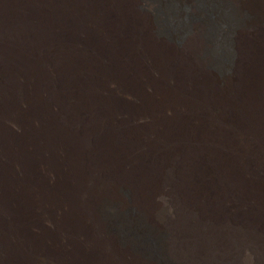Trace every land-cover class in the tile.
<instances>
[{"label":"bare ground","instance_id":"1","mask_svg":"<svg viewBox=\"0 0 264 264\" xmlns=\"http://www.w3.org/2000/svg\"><path fill=\"white\" fill-rule=\"evenodd\" d=\"M218 1L224 72L153 0H0V264H158L141 224L170 264H264V16Z\"/></svg>","mask_w":264,"mask_h":264},{"label":"rangeland","instance_id":"2","mask_svg":"<svg viewBox=\"0 0 264 264\" xmlns=\"http://www.w3.org/2000/svg\"><path fill=\"white\" fill-rule=\"evenodd\" d=\"M153 2L155 3L154 19L161 23L166 34L182 35L191 22L198 23L203 29L204 41L208 44L206 53L212 57L215 68L221 72L227 69L230 55V43L227 37L237 24L232 4L218 0H190V2L187 0H153ZM243 3L240 23L247 24L252 20L260 22L264 16V0H244ZM193 10H197L198 13ZM175 16L177 21L172 19ZM103 211L111 228L119 233L122 239H128L130 233H126L125 229L117 224L118 221L120 222L119 219L135 217L134 211L123 209L122 212H117L110 201L104 204ZM141 227L144 229V236L140 246L145 248L146 254L156 258L158 264H170L161 253L160 234L154 232L149 226L141 224Z\"/></svg>","mask_w":264,"mask_h":264}]
</instances>
